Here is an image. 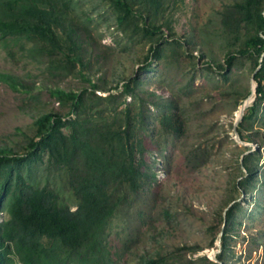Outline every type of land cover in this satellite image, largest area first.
I'll list each match as a JSON object with an SVG mask.
<instances>
[{"label": "rangeland", "instance_id": "rangeland-1", "mask_svg": "<svg viewBox=\"0 0 264 264\" xmlns=\"http://www.w3.org/2000/svg\"><path fill=\"white\" fill-rule=\"evenodd\" d=\"M132 2L134 15L121 21L110 0H0L1 19L32 28L0 36V150L28 158L16 172L59 208L78 210L72 185L81 178L108 189L113 212L94 264H211L233 201L225 264H264V96L237 129L256 148L247 156L252 173L240 162L250 149L235 134L260 63L239 52L264 38V0ZM43 23L56 43L39 33ZM58 90L77 94L78 107ZM52 113L76 133L64 129L53 152L29 156L42 137L38 119ZM8 173L18 175L2 171L3 184ZM8 185L0 240L14 200ZM16 243L4 240V264H25ZM33 244L34 264H88L57 240Z\"/></svg>", "mask_w": 264, "mask_h": 264}, {"label": "trees", "instance_id": "trees-1", "mask_svg": "<svg viewBox=\"0 0 264 264\" xmlns=\"http://www.w3.org/2000/svg\"><path fill=\"white\" fill-rule=\"evenodd\" d=\"M110 1H112L115 8L121 12L122 16L119 18L121 21L134 15L135 6L132 0ZM28 15L31 14L29 13ZM258 25L259 30L264 31V15L259 16ZM31 30L32 28L29 25H21L20 23L0 18L1 37L27 35ZM39 33L50 42L56 43V41H58L57 31L52 23L48 25L43 23L39 27ZM239 54H255L261 59L264 54V38L257 36L254 39L248 40L246 48L241 50ZM234 59L235 56L229 55L227 59V66L229 68L232 67ZM219 67L220 65H218V68ZM255 78L259 83L257 97V100H259L264 96V60L262 62V68ZM94 87L95 86H93V88ZM54 93L58 96H67L72 99V101L75 102L76 108L80 103L77 94H67L60 90ZM249 95H251V92ZM255 110L256 105L248 108L246 110L248 114L244 118H251ZM70 115L71 112L68 113V116ZM64 118L65 117L59 113H52L44 114L38 119L37 123L40 127L39 133L42 137L40 140L32 141L28 145L29 149L27 153L29 156H33L35 150L42 148H49V150H52L53 152L58 146L57 137L61 135V132L64 129L72 131L73 134L76 133L74 122L66 123L63 121ZM239 127L243 128V124H240ZM112 152L114 153L113 150H110V156ZM75 153L76 152H72L67 158L74 156ZM12 155L13 153L10 151L0 150V173L8 168H12L14 173H18L15 180L13 178L14 174L8 173V178L11 182L7 181L5 184L2 183L0 178V210H2L5 200L11 192L10 185H8L10 183L13 185L12 196L14 198L10 210L11 220L9 224L5 226L6 228L1 235L0 249L3 247L6 238L16 241L18 254L21 255L22 261L25 262V264H34L28 248L34 246L33 243L35 240L49 238L59 241L62 247L69 251L74 252L79 256H84L81 259L84 263H99L102 258L100 257L103 248L102 235L108 219L112 216L113 212L110 207L111 196L110 193H108V189L100 186L92 177L81 178L72 185L74 193L79 199L78 210L74 213L70 210L59 208L55 195L49 194L46 191L33 189L27 184L21 174L16 172L18 167L28 158L20 156L12 157ZM248 162L249 160L246 157L244 160V167L248 173H252ZM123 165L127 166V163L124 162L121 165V168ZM130 165L132 166V163H130ZM94 170H97V168H94ZM100 171H103V169H100ZM133 171L135 172V170ZM122 175L125 177L122 184L131 182L128 173L126 175V173L122 172ZM235 210L236 208L233 206L226 215L227 225L222 238L223 253L226 252L229 247L228 234ZM6 254L7 251L4 249L0 251V264L5 263L4 255ZM217 258L220 262L225 264V258L223 255L220 254ZM148 264H159V262L151 260ZM211 264L217 263L211 262Z\"/></svg>", "mask_w": 264, "mask_h": 264}, {"label": "water", "instance_id": "water-1", "mask_svg": "<svg viewBox=\"0 0 264 264\" xmlns=\"http://www.w3.org/2000/svg\"><path fill=\"white\" fill-rule=\"evenodd\" d=\"M263 60H264V54H263V56H262L261 59H260V64H259L257 70L255 71L254 78H253V81L257 84L256 90H255V94H254V98H253L252 102L249 103V105L244 106V109H246V110H247L248 108L254 106V103H255V101H256V99H257V97H258V87H259V83H258V81L255 79V77H256L257 73H258V72L261 70V68H262V62H263ZM246 110H245V111H246ZM245 114H246V112H244V115L240 118V120H236V121H235V134H236V140H237V142L240 143L241 145H243L244 147L250 149V148H251V145L248 144V143H244V142L240 139V137H239V135H238V132H237L238 126H239V124L243 121ZM253 150H256L255 146H254L253 149H250V150H248L247 152H245V153L241 156V158H240V162H241L242 168H244V171H246V169H245V167H244V160H245V158H246L248 155H250V154L252 153ZM236 203H237V201H233V202L229 205V207L226 208L225 213H224V222H223L222 231H221L220 234H219V244H218V248L216 249L213 258H210L213 262H215V263H217V264H223L222 262H220V261L218 260L217 256H218L219 254H221V252H222V238H223V236H224V230H225L226 225H227V221H226V217H225V216H226L227 212H228V211H229V210H230V209H231Z\"/></svg>", "mask_w": 264, "mask_h": 264}, {"label": "bare ground", "instance_id": "bare-ground-1", "mask_svg": "<svg viewBox=\"0 0 264 264\" xmlns=\"http://www.w3.org/2000/svg\"><path fill=\"white\" fill-rule=\"evenodd\" d=\"M253 85H254V88H253L252 94H251V95L249 96V98L246 100L244 106L249 105V103L252 102V100H253V98H254V94H255V90H256L257 84L253 81ZM245 110H246V109H244V107L241 109V111H240V116L237 117L236 120H240V118L244 115V112H246ZM217 244H219V240H218ZM213 256H214V253H213V255H212L210 258H213Z\"/></svg>", "mask_w": 264, "mask_h": 264}]
</instances>
